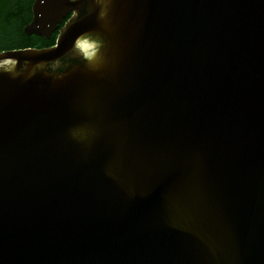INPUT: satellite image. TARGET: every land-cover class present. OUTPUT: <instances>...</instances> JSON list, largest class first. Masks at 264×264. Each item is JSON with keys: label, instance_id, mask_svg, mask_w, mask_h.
Wrapping results in <instances>:
<instances>
[{"label": "water", "instance_id": "1", "mask_svg": "<svg viewBox=\"0 0 264 264\" xmlns=\"http://www.w3.org/2000/svg\"><path fill=\"white\" fill-rule=\"evenodd\" d=\"M0 52V264H264V0H34Z\"/></svg>", "mask_w": 264, "mask_h": 264}, {"label": "trees", "instance_id": "2", "mask_svg": "<svg viewBox=\"0 0 264 264\" xmlns=\"http://www.w3.org/2000/svg\"><path fill=\"white\" fill-rule=\"evenodd\" d=\"M18 16H25L26 20L29 21V14L23 13L14 15L9 13H2L0 14V51L6 49L12 50H21V49H46L54 45L55 41H45L44 39L32 36L28 39L21 33V26L18 29L16 23L18 21ZM19 35V38H15L12 41L11 36Z\"/></svg>", "mask_w": 264, "mask_h": 264}, {"label": "flooded vegetation", "instance_id": "3", "mask_svg": "<svg viewBox=\"0 0 264 264\" xmlns=\"http://www.w3.org/2000/svg\"><path fill=\"white\" fill-rule=\"evenodd\" d=\"M34 0H0V14L4 13H9V14H23V13H28L29 14V21L26 20L25 16H18V21L16 23L17 28L19 29L21 26V33L26 37V39L35 36V35H25L23 32V29L25 26H27L32 19L31 16V10H32V5H33ZM68 17L64 18L60 24L57 25V28L50 34L48 39H44L45 41L49 42L54 39L56 40V37L58 35V31L62 27V25L65 23ZM12 41L15 40V38H19V35L17 34L16 37L13 35ZM38 37V36H37ZM41 38V37H40ZM43 39V38H42ZM6 51H13L12 49H6L0 52H6Z\"/></svg>", "mask_w": 264, "mask_h": 264}]
</instances>
